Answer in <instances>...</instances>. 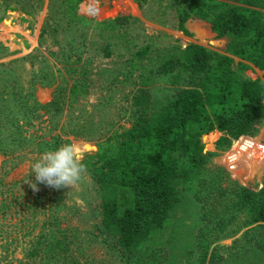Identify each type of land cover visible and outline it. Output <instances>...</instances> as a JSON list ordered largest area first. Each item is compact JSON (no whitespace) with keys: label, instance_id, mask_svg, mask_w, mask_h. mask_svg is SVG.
Here are the masks:
<instances>
[{"label":"trees","instance_id":"trees-1","mask_svg":"<svg viewBox=\"0 0 264 264\" xmlns=\"http://www.w3.org/2000/svg\"><path fill=\"white\" fill-rule=\"evenodd\" d=\"M131 1L137 7L147 2ZM80 2L46 3L38 47L48 43L46 55L51 63L38 52L0 63V172L2 167L15 168L27 162L24 181L35 182L31 165L45 151L70 143L68 136L97 140L96 150L85 154L81 163L99 191L93 227L103 243L106 239L112 242L119 252L118 262L132 264L139 259L138 264H151L155 253L164 250L168 242V215L185 194L201 221L197 233L205 231L212 236L210 244L242 231L230 246L214 245L201 262L215 264L226 255L241 256L250 250L264 253V175L261 188L251 191L224 170L207 169L209 154L202 153L201 143L202 136L223 132L226 137L214 143L216 150H222L228 138L253 133L263 115L264 0L165 3L173 13V29L182 35H186L183 25L189 18L209 24L217 38L231 34L225 51L242 62L239 70L232 68L227 56L193 44L179 47L165 35L132 45L126 28L128 17L85 24L76 15ZM98 31L103 32V38L94 35ZM158 39L165 40L163 46ZM94 58L123 59L122 78L126 80L147 69L144 76L138 73V81L128 93L127 128L102 133L106 127L97 124L90 129L82 111H76L74 117L64 111L87 95L92 68L86 70ZM250 67L261 76L253 80L242 76L241 70ZM153 76L167 79L172 86L168 95L152 98L148 86ZM53 83L57 86L49 102L38 103L33 95L35 86ZM37 187L39 191L33 192L24 183L10 204L3 206L0 201V246L4 250L17 242L21 246V258L3 257V264H84L72 233L75 229L62 227L65 215L60 214L68 209L73 216L77 209L60 203V189L44 184ZM16 213L19 218L12 229L17 231L7 240L2 221ZM38 215L44 220L36 229ZM141 247L147 251L143 258L138 257ZM214 252L220 254L213 257Z\"/></svg>","mask_w":264,"mask_h":264},{"label":"rangeland","instance_id":"rangeland-1","mask_svg":"<svg viewBox=\"0 0 264 264\" xmlns=\"http://www.w3.org/2000/svg\"><path fill=\"white\" fill-rule=\"evenodd\" d=\"M47 1L0 0V47L4 49L3 52H0V63L27 58L34 55L35 52L43 55L51 63L50 58L46 55V52L50 50L48 43L38 47V34L43 22ZM166 1L147 0L144 5L137 7L131 0H81L77 6L76 15L85 24L102 22L118 16L128 17L126 28L128 35L133 38L132 45L138 46L145 42L147 38L165 35L175 40L179 47H184L186 44L199 46L205 50L229 57L233 69L239 70L241 68L242 62L229 56L225 51L226 45L232 38L231 34L226 33L217 38L211 31L209 24L193 18H189L184 22L183 28L186 35L176 32L173 29V13L165 6ZM94 35L100 38L104 37L103 32L99 31L94 32ZM157 41L159 46H163L165 40L158 39ZM120 52L123 51L120 50ZM122 62L123 59L121 58H94L86 70L92 68V75H89V80L92 83L87 95L78 104L66 106L64 111L73 117L76 115V111H82V119L88 123L87 126L90 129L95 128L97 124L106 127L101 130L102 133H112L121 128H127L128 93L138 81V73L141 74L140 76L142 74L144 76L147 69L138 70L132 75L131 80H126L122 78L124 73ZM24 68L28 70L26 63ZM241 75L253 80L260 77L261 72L250 67L241 70ZM56 86V83L48 87L35 86L34 98L40 104L49 102L51 93ZM171 89L172 86L169 85L167 79L160 76H153L151 84L148 86L152 98H162L168 95ZM108 97L109 99L104 103L105 98ZM98 101L101 105L100 103L98 105ZM224 137L226 136L223 132L218 131H212L201 137L202 153L209 154L206 163L207 169L224 170L241 186L251 191H258L261 188V180L264 175V161L262 163L249 162L246 165L238 164L234 167L228 166L224 156L230 151L236 138L230 139L227 137V146L222 150H216L214 143L219 138ZM239 137L254 139L264 144V110L253 133ZM203 138L205 139L203 140ZM67 139L70 143L79 146L83 156L93 153L98 142L97 140L88 141L74 136H68ZM27 168V162L19 164L15 168L2 167L0 172V201L2 200L3 206L10 204L21 191L22 184L25 183L24 178L27 174ZM59 191H61L58 194L61 196L60 203H63L66 207L77 209V214L73 216H70L72 210L68 209L61 210L60 214L65 215V224L62 227H66L67 230L69 228L75 229L72 233L80 246L78 251L82 255L81 262L84 264H121L118 262L119 252L115 251L116 248L112 242L106 239V243H103L102 237L97 234L93 227L97 222V209L100 204L99 191L95 180L85 173L74 189L66 187L61 188ZM18 218L16 213L9 217L7 215L3 219L2 233L7 240L11 238L13 232L17 231V229H12V225L18 221ZM43 220L44 217L38 215L36 229L39 228V224ZM200 225L201 221L197 209L189 196L185 194L183 200L176 204L168 215L165 222L168 242L164 250L155 253V258L150 260L151 264L157 260L160 261V264H206V260L201 262L200 258L204 254L208 255L214 245L230 246L233 239L238 238L242 233L241 231L232 238L210 244L212 236L206 234L205 231H202L203 235L197 233ZM17 238L18 241L22 240L19 234ZM208 243L209 246H206ZM141 249L142 251H140L138 257L143 258L146 256L147 251L144 247H141ZM218 254L220 252H214L213 257H217ZM235 256L226 255L215 264H264V253L255 250L247 251L241 256ZM3 257L7 260L12 257L13 259H20V242L7 245L6 250L0 246V264H3ZM138 260L137 263L132 264H138ZM145 264H150V262H145Z\"/></svg>","mask_w":264,"mask_h":264},{"label":"clouds","instance_id":"clouds-1","mask_svg":"<svg viewBox=\"0 0 264 264\" xmlns=\"http://www.w3.org/2000/svg\"><path fill=\"white\" fill-rule=\"evenodd\" d=\"M82 159L81 149L72 143L45 151L31 165V174H34L35 182L27 179L25 183L33 192L39 191L37 184H44L56 190L66 187L74 189L87 171L85 165L81 163Z\"/></svg>","mask_w":264,"mask_h":264},{"label":"built area","instance_id":"built-area-1","mask_svg":"<svg viewBox=\"0 0 264 264\" xmlns=\"http://www.w3.org/2000/svg\"><path fill=\"white\" fill-rule=\"evenodd\" d=\"M235 143H237L236 146ZM235 143L224 156L228 166L234 167L238 164L246 165L249 162L262 163L264 161V144L262 142L238 137Z\"/></svg>","mask_w":264,"mask_h":264},{"label":"bare ground","instance_id":"bare-ground-1","mask_svg":"<svg viewBox=\"0 0 264 264\" xmlns=\"http://www.w3.org/2000/svg\"><path fill=\"white\" fill-rule=\"evenodd\" d=\"M99 16H101V15H99ZM207 137V136H206ZM208 138V137H207ZM209 138H210V136H209ZM205 138H203V140H204ZM237 145V143H235V146ZM238 145H239V143H238Z\"/></svg>","mask_w":264,"mask_h":264},{"label":"crops","instance_id":"crops-1","mask_svg":"<svg viewBox=\"0 0 264 264\" xmlns=\"http://www.w3.org/2000/svg\"><path fill=\"white\" fill-rule=\"evenodd\" d=\"M224 134V133H223ZM225 136V135H224Z\"/></svg>","mask_w":264,"mask_h":264}]
</instances>
